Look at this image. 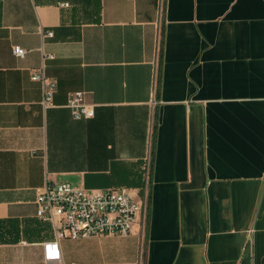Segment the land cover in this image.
Here are the masks:
<instances>
[{
  "label": "crops",
  "instance_id": "crops-1",
  "mask_svg": "<svg viewBox=\"0 0 264 264\" xmlns=\"http://www.w3.org/2000/svg\"><path fill=\"white\" fill-rule=\"evenodd\" d=\"M62 181L147 196L125 235L60 239L64 263L264 264V0H0V264H62L36 215Z\"/></svg>",
  "mask_w": 264,
  "mask_h": 264
},
{
  "label": "built area",
  "instance_id": "built-area-1",
  "mask_svg": "<svg viewBox=\"0 0 264 264\" xmlns=\"http://www.w3.org/2000/svg\"><path fill=\"white\" fill-rule=\"evenodd\" d=\"M68 2H60V6H68ZM46 35H52L47 31ZM12 52L23 57L27 50L20 45H14ZM53 55L44 53L42 64L31 74V79L42 85V104L51 105L53 93L57 83L48 78L44 72L45 58ZM66 106L71 109L74 118H88L94 114L91 104L84 102L83 92H73L67 100ZM151 155L148 153L144 161V184L149 183ZM36 215L42 220L51 222L54 237L42 242V257L45 262L62 261L60 239L80 238L103 234H127L134 223L141 217L143 223L147 196L136 198L135 193L124 187H105L87 189L75 186L68 181L46 182L37 190Z\"/></svg>",
  "mask_w": 264,
  "mask_h": 264
},
{
  "label": "rangeland",
  "instance_id": "rangeland-1",
  "mask_svg": "<svg viewBox=\"0 0 264 264\" xmlns=\"http://www.w3.org/2000/svg\"><path fill=\"white\" fill-rule=\"evenodd\" d=\"M88 239H74V240H67L66 241V248L68 253L75 258V256H79L80 254H83L84 252H89L90 250H96L98 249V246H92L90 241H87ZM94 242V241H92Z\"/></svg>",
  "mask_w": 264,
  "mask_h": 264
}]
</instances>
